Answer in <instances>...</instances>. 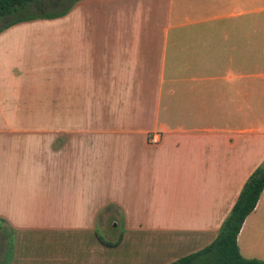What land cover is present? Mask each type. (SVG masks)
<instances>
[{
    "label": "crops",
    "instance_id": "1",
    "mask_svg": "<svg viewBox=\"0 0 264 264\" xmlns=\"http://www.w3.org/2000/svg\"><path fill=\"white\" fill-rule=\"evenodd\" d=\"M261 13L264 0H79L27 22L58 29L30 42L42 62L10 36L27 23L1 33L3 224L84 240L118 210L121 243L80 245L70 264H170L211 244L264 161ZM26 101L49 116H17ZM237 246L264 261V190Z\"/></svg>",
    "mask_w": 264,
    "mask_h": 264
},
{
    "label": "rangeland",
    "instance_id": "2",
    "mask_svg": "<svg viewBox=\"0 0 264 264\" xmlns=\"http://www.w3.org/2000/svg\"><path fill=\"white\" fill-rule=\"evenodd\" d=\"M70 1L71 0H42L36 6V10L38 12L55 14L68 7ZM260 19L264 21V13H261ZM13 32L10 36L27 40L25 46L26 53L24 55L25 62L28 61V59L42 62L43 52H41V50L44 46L41 39L49 40L58 36V29L54 28L52 25L45 24L30 25L27 23L15 29ZM37 39H40L38 42H40L42 46H39L41 50L36 52L32 48L30 42ZM33 87H35V83L33 79L29 78L23 86V91ZM39 90H42V85L39 86ZM36 104L30 101L24 102L23 105L25 106L19 107L20 110H18L17 116H49L50 111H45L42 107H34ZM4 125L5 124H0L1 127H6ZM122 217L119 211L116 210L112 219L101 222V226L98 224L95 225V227L88 232L91 237H86L83 240L79 238V236H81L80 233L68 232L67 242L65 241V237L58 231H14L9 226L3 224L6 231H0V264H45L46 261H51L50 259L56 260L59 257H61V259L63 258L69 264L72 260H82V254L78 251L80 245L85 247L91 246L94 245L96 240L100 242V244L103 243L102 241L113 242L120 234L123 236ZM113 223H115V226ZM92 240L95 241L93 242ZM88 242H90L89 245ZM132 244L148 245V238L139 236L134 237ZM108 255L109 254H107V256ZM100 256L101 262L106 263V259H103L106 254ZM175 257H177L175 254L167 255V260L171 259L173 261L175 259L174 261H176L180 259Z\"/></svg>",
    "mask_w": 264,
    "mask_h": 264
},
{
    "label": "trees",
    "instance_id": "3",
    "mask_svg": "<svg viewBox=\"0 0 264 264\" xmlns=\"http://www.w3.org/2000/svg\"><path fill=\"white\" fill-rule=\"evenodd\" d=\"M42 0H0V34L7 29L36 20H51L65 15L79 0H71L61 12H38L36 6ZM36 10V11H35ZM264 190V161L245 181L229 214L222 222L215 240L202 250L181 257L170 264H264L257 259H245L239 253L237 236L246 217L253 212ZM0 220V231H6ZM9 233V232H8ZM122 234L113 242L102 241L114 247L121 243Z\"/></svg>",
    "mask_w": 264,
    "mask_h": 264
},
{
    "label": "built area",
    "instance_id": "4",
    "mask_svg": "<svg viewBox=\"0 0 264 264\" xmlns=\"http://www.w3.org/2000/svg\"><path fill=\"white\" fill-rule=\"evenodd\" d=\"M148 142L150 144L156 145V144L159 143V138H158V136L156 134H150L149 135Z\"/></svg>",
    "mask_w": 264,
    "mask_h": 264
}]
</instances>
